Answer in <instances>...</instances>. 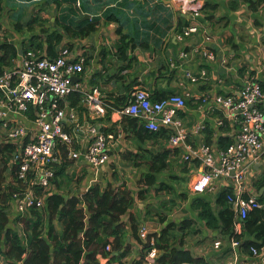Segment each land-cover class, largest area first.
Returning a JSON list of instances; mask_svg holds the SVG:
<instances>
[{"label":"crops","instance_id":"crops-1","mask_svg":"<svg viewBox=\"0 0 264 264\" xmlns=\"http://www.w3.org/2000/svg\"><path fill=\"white\" fill-rule=\"evenodd\" d=\"M0 7V44H16L18 55H21L22 43L32 34L26 30L19 34L14 29L11 16L18 13L15 6L8 11L6 2L0 0ZM197 13L199 15L195 16ZM23 15L25 21L38 17L46 27L64 20L74 23L75 30L79 25L95 27L86 37L65 36L57 53L68 47L77 56L85 58V71L78 80L84 83L86 90L98 88L110 107L105 117L94 121L81 102L74 107L79 123L84 127L93 123L105 133L124 134L116 142L111 160L99 171L94 172L86 161L69 159L72 164L58 175L47 198L51 194L64 198L81 197L89 186L96 185L102 192L109 189L122 192L132 198L135 206L130 208L124 221L134 218L138 223V235L141 223L147 225L151 234H157L169 222L179 224L183 220H192L195 222L194 231L184 236L182 247L193 256L202 258L204 264H232L236 259L250 258V253L233 247L231 242L203 226L198 212L192 209V202L202 196L216 206V198L225 189L234 194L241 189L248 197H262L264 188L258 191L256 183L263 175L264 159L249 172L240 189L234 183L226 186L221 182L213 193L198 194L192 191V186L200 179L199 167L190 163L187 165L189 172H184L185 149L178 148L181 153L171 157L168 169L158 176V184L168 183L173 193L155 195L150 191L140 196L143 191L140 182L149 167V152L171 149L169 139L156 143L138 140L134 135L136 131L117 110L129 104L137 89L149 92L156 101L174 94L182 95L187 100V107L179 113V118L189 132L188 143L194 147L204 144L206 134L211 130L215 145L216 120L222 117V113L204 103L203 98L217 94L235 96L247 78L264 85V74L258 69L259 64H264V9L254 11L245 0H32ZM194 24L206 30L212 38L210 51L217 55L216 61L199 54L204 49L202 33L180 38L183 30ZM40 29L41 26L37 25L36 33ZM183 53L188 58H183ZM202 71L208 72L207 78H201L198 83L189 80L187 74L199 78ZM121 98H124L123 103ZM200 125H205L206 129L196 132ZM229 132L224 129L222 136ZM76 134L79 143L76 148L86 147V133L82 130ZM172 177L176 182L171 181ZM62 180L65 184H72L70 189L73 190L68 191ZM12 226L16 224L12 222ZM127 228L126 246H132L130 253L121 262L112 261V257L118 254L98 256L100 264H142L145 249L133 237L130 223ZM219 239L223 244L216 249L214 244ZM5 263L12 264L7 258Z\"/></svg>","mask_w":264,"mask_h":264},{"label":"built area","instance_id":"built-area-1","mask_svg":"<svg viewBox=\"0 0 264 264\" xmlns=\"http://www.w3.org/2000/svg\"><path fill=\"white\" fill-rule=\"evenodd\" d=\"M198 33L204 36V49L199 54L216 61L217 55L210 51L212 38L206 30L194 24L184 29L180 38ZM182 56L188 58L186 53ZM258 69L264 74V64H259ZM84 71L85 58L77 56L68 47L62 48L54 58L32 51L22 52L11 66L0 69V145L12 146L11 153L4 156L8 166L6 182L15 188L11 197V222L17 218L30 219L33 210L46 208L47 193L56 181L58 168L66 161L61 148L67 150L68 159L86 161L95 172L111 160L116 142L124 136L123 132L105 133L93 123L86 127L79 123L76 109L69 100L73 94L81 95V102L94 121L105 117L110 108L98 88L86 90L84 83L78 80ZM187 76L192 83H198L201 78L208 77V72L202 71L199 78ZM203 102L222 113L216 120V142L228 125V135L233 142L225 149H218L216 144L194 147L188 143L189 132L179 118V113L187 107V100L182 95L174 94L156 101L149 92L137 89L129 104L117 113L139 120L153 133L167 129L170 132L168 146L184 148L185 163H200V179L192 186L194 193H213L221 182L226 186L234 183L240 189L249 172L264 159V85L247 78L237 95L207 96ZM205 129V125H200L196 132ZM82 130L86 133L87 145L77 149L76 131ZM242 192L240 189L237 194L227 197L236 214L237 233H241L240 222L251 211L264 208L259 197L245 199ZM17 231L27 244L24 230ZM138 236L147 246L142 264H159L161 251L157 239L145 223L140 224ZM230 242L233 247H241L235 239ZM222 244L223 240L219 239L214 245L218 249ZM106 251L112 252V244ZM5 259L0 252V264H8ZM232 264H264V247H251L250 258L236 259Z\"/></svg>","mask_w":264,"mask_h":264},{"label":"trees","instance_id":"trees-1","mask_svg":"<svg viewBox=\"0 0 264 264\" xmlns=\"http://www.w3.org/2000/svg\"><path fill=\"white\" fill-rule=\"evenodd\" d=\"M4 1L9 8L8 11L14 8L13 6L18 11V13H14L15 16H11L14 29L19 34L25 30L32 34L21 45L23 53L32 51L41 56L54 58L58 55L57 48L65 36L70 38L86 37L95 30L93 25H79L75 30L74 23L69 24L65 20L60 23L53 22L52 27H46L45 22L38 17H31L25 21L23 11L32 0ZM245 1L254 11L264 9V0ZM214 8L216 9L217 6ZM37 25L41 26L39 33H36ZM18 50L14 43L0 44V69L11 66L18 57ZM123 99L121 98V103H123ZM69 100L71 106L75 107L81 103V96L73 94ZM125 103L122 106H125ZM118 107L121 106L118 105ZM124 119L136 131L134 135L140 141L156 143L160 140L166 141L170 137V132L167 129L153 133L146 130L137 119L130 117ZM225 131H229L228 125ZM212 136V131L209 130L206 134V144H213ZM232 142V137L226 135L219 138L216 145L218 149H225ZM11 151V145H0V252H3L10 263L100 264L98 256L109 257L113 254L118 255L113 256L112 261L121 262L132 248L130 244L126 246L128 223H130L133 237L143 245L144 249L147 248L138 236V223L134 218L129 217L127 222L124 221L134 204L132 198L125 193L110 189L102 192L98 185L91 187L81 197L64 198L59 194H51L47 198V206L44 210H33V217L30 219L17 218L13 221L16 225L24 223V230L28 237V242L25 244L18 234L17 228L12 226L10 218L11 197L15 188L11 183L6 182L8 166L4 161V156ZM61 151L66 161L57 170L56 179L72 164V161L67 158V150L63 147ZM180 153L178 149L167 148L160 149L158 152H149L147 158L149 167L140 182L143 189L140 196H144V193L150 191H153L155 195L173 193L174 190L168 183L158 184V176L168 169L169 159ZM192 163L196 168L200 166L197 161ZM188 164L190 163L186 162L182 169L186 173L189 172ZM171 179H173L171 180L173 183L176 182L175 178ZM256 188L258 191L264 188V172L260 181L256 183ZM233 194L234 192L229 189L223 190L216 198V206H213L209 200L202 196L196 197L193 199L192 209L198 212L199 221L203 226L229 242L232 239L239 241L242 251L250 253L251 247H264V208L251 211L247 218L240 222L241 233H237L235 229L236 214L227 199L228 195ZM243 197L249 198L246 194ZM259 201L264 203V197H259ZM160 220L166 221L165 218ZM194 223L192 220H183L179 224L169 222L159 233L153 234L157 239V247L161 251L158 259L159 264H204L205 261L202 258L193 256L190 251L182 247L184 236L194 231ZM178 232L182 233L181 237L179 236L181 233L177 235ZM178 240H180L179 247L176 246ZM109 244H112L110 253L106 251Z\"/></svg>","mask_w":264,"mask_h":264},{"label":"rangeland","instance_id":"rangeland-1","mask_svg":"<svg viewBox=\"0 0 264 264\" xmlns=\"http://www.w3.org/2000/svg\"><path fill=\"white\" fill-rule=\"evenodd\" d=\"M58 180H59V179H58ZM62 185H64L65 187H67V188H68V191L73 190V189H70L71 186H72V184H71V185L65 184V183H63V180H62ZM57 227H58V226H57ZM16 228L19 229V230H21V231H23V230H24V223L21 222L20 225H16ZM24 232L26 233L25 230H24Z\"/></svg>","mask_w":264,"mask_h":264},{"label":"water","instance_id":"water-1","mask_svg":"<svg viewBox=\"0 0 264 264\" xmlns=\"http://www.w3.org/2000/svg\"><path fill=\"white\" fill-rule=\"evenodd\" d=\"M128 243H129V240H128Z\"/></svg>","mask_w":264,"mask_h":264}]
</instances>
